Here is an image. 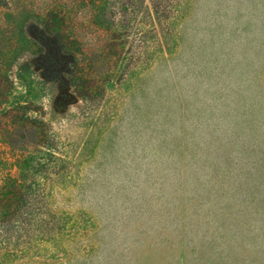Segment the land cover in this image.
I'll return each mask as SVG.
<instances>
[{
	"label": "rangeland",
	"instance_id": "obj_1",
	"mask_svg": "<svg viewBox=\"0 0 264 264\" xmlns=\"http://www.w3.org/2000/svg\"><path fill=\"white\" fill-rule=\"evenodd\" d=\"M0 264H264V0H0Z\"/></svg>",
	"mask_w": 264,
	"mask_h": 264
}]
</instances>
